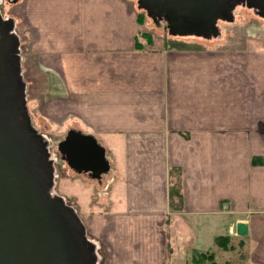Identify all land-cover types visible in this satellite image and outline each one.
Listing matches in <instances>:
<instances>
[{
  "label": "crops",
  "instance_id": "1",
  "mask_svg": "<svg viewBox=\"0 0 264 264\" xmlns=\"http://www.w3.org/2000/svg\"><path fill=\"white\" fill-rule=\"evenodd\" d=\"M137 13L132 0H20L14 15L59 81L40 112L64 135L90 136L109 167L95 178L60 164L123 199L116 212L90 214L86 233L102 245V264H190L206 251L219 264L198 251L210 244L264 264V31L245 21L256 38L228 49L152 33L136 42L149 32Z\"/></svg>",
  "mask_w": 264,
  "mask_h": 264
},
{
  "label": "water",
  "instance_id": "2",
  "mask_svg": "<svg viewBox=\"0 0 264 264\" xmlns=\"http://www.w3.org/2000/svg\"><path fill=\"white\" fill-rule=\"evenodd\" d=\"M171 36L215 37L218 20L237 4L264 18V0H136ZM13 21L0 16V264H96L85 227L62 197L52 195L48 143L33 125L20 73ZM73 130L57 144L69 167L84 165L97 178L109 164L104 149ZM236 234L247 225L236 223Z\"/></svg>",
  "mask_w": 264,
  "mask_h": 264
},
{
  "label": "rangeland",
  "instance_id": "3",
  "mask_svg": "<svg viewBox=\"0 0 264 264\" xmlns=\"http://www.w3.org/2000/svg\"><path fill=\"white\" fill-rule=\"evenodd\" d=\"M132 1L137 7L136 0ZM19 5L20 0H0V16L13 21L12 29L16 30L19 37L18 52L20 57V73L23 81L25 82L27 110L28 113H30L33 125L43 134L44 139L47 141L49 157L52 159L53 178L49 191L52 195L62 197L65 203L73 208L84 225V222L87 221V217L90 214H108L120 210L123 204V199L117 192L113 193L110 198L109 190L107 191L108 187H106L105 192L102 194L101 189L103 187L99 182H97V180H92L84 176V178H82L80 175H75L66 164L65 167L63 164H60V154L57 150V143L64 138L65 126H59L58 123L46 117L39 110L40 101H43L45 98H49L56 92H59V81L39 66L35 55L29 48L30 35H21L18 33L14 15H16L18 11ZM257 18L261 21H255ZM144 21L149 30L147 34L151 35L152 33L153 35L156 34L158 36L163 34L165 37L170 39L172 38L170 37L171 34H169L165 29L163 21L152 20L148 17H146ZM245 21H248V23L249 21H252L251 25L255 28L253 29L254 31H264V18L257 14V12H255L252 8L237 4L230 19L218 21V36L211 38L174 36V39L186 42H179L177 44L189 49L200 47H218L222 49L241 47L244 39L246 40V38L250 39L252 37L256 38V36L244 35V32L247 31ZM86 237L89 242L94 245L96 264H102V260L105 256L102 245L99 241L91 239L87 233ZM225 245H227L225 248H229L231 246L229 238L223 244V246ZM203 250L214 251V259L219 264H224L225 260L228 261V264L241 263L238 258L234 257V252H224L215 245L210 244L205 248L198 249V251ZM197 254L198 253L195 255ZM190 264H197V261L195 263L190 260Z\"/></svg>",
  "mask_w": 264,
  "mask_h": 264
},
{
  "label": "trees",
  "instance_id": "4",
  "mask_svg": "<svg viewBox=\"0 0 264 264\" xmlns=\"http://www.w3.org/2000/svg\"><path fill=\"white\" fill-rule=\"evenodd\" d=\"M145 19H146L145 13L143 11H138V13H137V20L142 24V23H144V20ZM141 36H143V37H149L150 35L147 34V33H145V32H140V35L137 34L135 36V38L136 37L138 38V37H141ZM137 38H136V42L138 40ZM173 41H176L177 43H179V42L186 43V42L180 41L178 39L173 40ZM176 189L177 188L174 187V186L169 188V196L170 197H172L173 195H176L177 197L179 196L178 191ZM178 204H179V202H178ZM175 205H177V204H175ZM225 239L228 240V236L217 235V236H215V243L218 246L227 247V245L223 246L224 243L222 241L225 240ZM203 256L210 258V262L208 264H215V261L213 260V254H212V252H207V251L206 252H199L193 258H194L195 261H198V260H201Z\"/></svg>",
  "mask_w": 264,
  "mask_h": 264
},
{
  "label": "built area",
  "instance_id": "5",
  "mask_svg": "<svg viewBox=\"0 0 264 264\" xmlns=\"http://www.w3.org/2000/svg\"><path fill=\"white\" fill-rule=\"evenodd\" d=\"M223 207H225V205H223Z\"/></svg>",
  "mask_w": 264,
  "mask_h": 264
}]
</instances>
